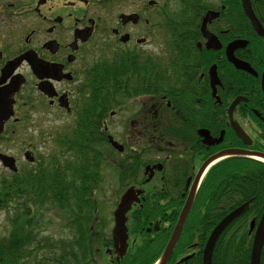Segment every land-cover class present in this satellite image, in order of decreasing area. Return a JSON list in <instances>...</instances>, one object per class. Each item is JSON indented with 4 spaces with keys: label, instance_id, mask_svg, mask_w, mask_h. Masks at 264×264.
<instances>
[{
    "label": "flooded vegetation",
    "instance_id": "af4514ba",
    "mask_svg": "<svg viewBox=\"0 0 264 264\" xmlns=\"http://www.w3.org/2000/svg\"><path fill=\"white\" fill-rule=\"evenodd\" d=\"M249 5L261 29L241 0H0V155L15 167L0 159V192L65 175L78 159L75 185L92 192L55 248L70 262L54 264H204L213 229L243 205L210 264H251L264 206L257 217L252 195L208 198L212 178L229 172L236 190L246 169L234 160L264 154V0ZM114 187L123 192L105 224L95 191ZM126 191L125 230L115 231Z\"/></svg>",
    "mask_w": 264,
    "mask_h": 264
},
{
    "label": "trees",
    "instance_id": "16d2710c",
    "mask_svg": "<svg viewBox=\"0 0 264 264\" xmlns=\"http://www.w3.org/2000/svg\"><path fill=\"white\" fill-rule=\"evenodd\" d=\"M176 2L180 4L181 0H176ZM178 17L181 19L182 15ZM260 133H264L263 128H261ZM83 161L78 159L77 164L72 170H67L65 175L59 176L58 173L55 176L49 177L44 175L43 181L36 180L33 185L22 186L19 183L14 190L9 189L8 186L2 189L0 192V213L8 212L9 215L11 212L8 219H12V228L6 242L0 243V264H43V262L45 264H54L55 262H70V254L68 252L56 253L52 250L45 251L46 254H44V251L38 252L42 248L56 246V241L49 240L48 238H39L37 240L38 235L31 236V234L35 229L34 225L41 223V220H43L42 209L44 211L55 209L70 216L76 210L78 211L86 207L81 201L90 198L92 192L75 185L78 180L74 175L75 172L83 171ZM233 165L246 169L240 170L237 173V178L241 177L243 179L237 181L236 190H233L234 185L232 182V177H236L235 174L222 172V176H225V173L228 176L220 182V185L212 178L208 198L213 194L214 196H221L224 199L231 200V197L235 196L234 191L237 192V195L246 197L252 195L255 199L252 208L256 212L255 215L259 217L264 206V163L238 158V160H234ZM229 166L230 160H227L225 162L222 161L217 167L225 169ZM59 177L61 184L59 183ZM90 177H92V174H88V179ZM234 224L235 226L237 224V227H235L236 232L240 236L243 235L241 238L244 241L247 229L246 220H238ZM34 242L37 243L35 245L37 249L35 252L29 250ZM240 242L241 240H239ZM70 244V241L66 243L68 246ZM261 255V263H263L264 244Z\"/></svg>",
    "mask_w": 264,
    "mask_h": 264
},
{
    "label": "water",
    "instance_id": "95a60500",
    "mask_svg": "<svg viewBox=\"0 0 264 264\" xmlns=\"http://www.w3.org/2000/svg\"><path fill=\"white\" fill-rule=\"evenodd\" d=\"M241 2H242V7L244 10V13L247 16V18L250 19L255 30L261 29L259 23L255 19L254 15L251 11V8L249 5V0H241ZM229 60L235 65L236 68L244 70V71H248V72H253L249 68L248 65L236 60L233 56H229ZM261 87H262V91L264 94V71L262 73ZM234 128H235L239 138H242V140H245V136H243V134L238 130V128H236L235 126H234ZM236 153H244V152H241L240 150H238V152H236ZM228 155H230V154H228ZM251 155H253V158H257V159H260L261 161H264V154L252 153ZM0 159H1L4 167H8V168L13 169V170L15 169L14 164H13V160L11 158L0 155ZM130 194H132V193H130V191H126L122 195L120 203L118 204L117 209L114 212V217H115V228H114V230L115 231H118V230L124 231L125 230V228H124V222H125L124 214L129 209V204H130V201L132 199V195H130ZM188 203L184 207V209L181 212V215L179 217V220L176 223V226L174 228V238L171 239L170 243L168 244V246L166 248V251L164 253L165 254L164 259L166 257H168V254L172 250V247L176 241L175 238H176L177 234L179 233V231L182 227V224L185 220V217L188 213V208H189ZM245 209H246V205H243V206L233 210L224 219H222L217 224V226L213 229V231H212V233L208 239V242L206 243L205 254H204V264H210V262H211L212 249H213L214 242H215L216 238L218 237V235L224 230V228L231 221H233L236 217H238ZM252 227H253V224H251V228ZM263 241H264V211L262 213V216L260 218V221H259V223L256 227V230H255V233H254L252 250H251V264H259L261 250H262V246H263Z\"/></svg>",
    "mask_w": 264,
    "mask_h": 264
},
{
    "label": "rangeland",
    "instance_id": "374dc122",
    "mask_svg": "<svg viewBox=\"0 0 264 264\" xmlns=\"http://www.w3.org/2000/svg\"><path fill=\"white\" fill-rule=\"evenodd\" d=\"M166 3L168 0H160V2ZM112 170L109 171V174L111 173ZM96 184V182H95ZM116 187H114V190L107 191V190H96L95 191V197L99 198V215H100V220L104 221L106 220L109 211L114 210L118 203V195L123 192V189H117L115 190ZM114 191L116 192V195H113L111 192ZM11 212L9 213V215ZM42 217L43 220H41V223L34 225V230L32 231L31 236L38 235V238H48L49 240L52 239L58 240L60 238H63V242L65 243L66 239L70 238V219L71 215H66L64 212L58 211L55 212L54 209L50 211H44L42 209ZM8 215V212H3L0 213V243H5L7 238L10 235V230H11V224H12V219H8L6 216ZM40 216V215H38ZM110 221V218H109ZM106 224V223H105ZM8 232V234H7ZM60 236V237H59ZM56 244L59 246V241H56ZM35 245H37L36 242H34L33 246L29 248V250L34 251ZM63 245V244H62ZM56 246L53 247H47L44 248L45 251H55ZM37 250V249H36ZM35 250V251H36ZM46 254V252L44 253ZM49 255V254H47ZM60 255V254H59ZM58 255V256H59Z\"/></svg>",
    "mask_w": 264,
    "mask_h": 264
}]
</instances>
